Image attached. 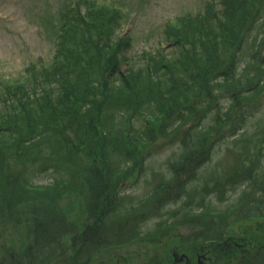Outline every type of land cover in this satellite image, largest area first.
<instances>
[{
    "label": "trees",
    "instance_id": "1",
    "mask_svg": "<svg viewBox=\"0 0 264 264\" xmlns=\"http://www.w3.org/2000/svg\"><path fill=\"white\" fill-rule=\"evenodd\" d=\"M202 3L200 10L183 11L167 22L164 45L143 49L132 60L126 53L129 34L116 31L132 20L139 3L41 2L47 8L42 29L54 46L51 58L29 62L21 76H0V230H25L24 244L5 246L0 264H105L120 248L169 236L161 212L175 198L178 213L194 204L179 219L178 225L193 226L189 234H178L176 249L196 254L205 248L218 259L238 251L234 243L241 242L227 237L228 227L263 215L255 217L245 207L264 194L256 145L239 152L232 173L188 188L211 160L213 136L229 112L257 98L264 86L257 60L264 61L257 51L264 43V35L259 38L264 0ZM243 47L251 48V60L241 74L237 53ZM224 98L230 99L225 106ZM209 116L212 122L201 128ZM181 129L183 148L168 163L171 177L139 200L121 195V182L144 175L154 145L180 136ZM40 173L51 181L33 184L30 179ZM236 182L250 189L240 193L242 211L205 203V197ZM155 218L165 233L142 232ZM198 242L206 246L199 248ZM144 264L161 263L152 257ZM234 264H264V242L237 254Z\"/></svg>",
    "mask_w": 264,
    "mask_h": 264
},
{
    "label": "rangeland",
    "instance_id": "2",
    "mask_svg": "<svg viewBox=\"0 0 264 264\" xmlns=\"http://www.w3.org/2000/svg\"><path fill=\"white\" fill-rule=\"evenodd\" d=\"M57 1L60 0H0V76H21L23 68L29 62L36 63L39 59L48 60L51 58L54 46L42 29L41 18L44 17L47 8L43 7L41 2L55 5ZM134 2L139 3V5L135 7L136 13L132 14V20L126 22L120 30L116 31V34L121 36L125 33L129 34L130 47L128 50L126 49V53L132 60L137 59L143 49H152L160 42L162 45L165 44L162 40V30L167 22L183 11L200 10L203 4V0H134ZM262 35L264 32L259 35V38ZM249 45L251 46L250 42L247 43V46ZM257 48L258 53L264 57V43ZM250 51V47L246 50L243 47L237 53L239 60L236 70L241 74L247 61L251 60L248 56ZM257 60L258 65L264 70V61L259 63L261 59L257 58ZM261 79L260 81L264 82V76ZM261 86L262 89L257 98L251 97L245 101L242 109L240 106H235L229 112L225 125L222 124V128L213 136L211 160L201 166L197 180L188 189H192L194 185H198L200 188L204 181L210 177L224 178L227 173H232L238 168L235 160L240 157L239 152L250 144L256 145V161H259L261 170L264 169V86ZM246 94L252 96V93ZM229 101V98H224L221 103L225 106ZM211 122L212 118L209 116L205 123L202 122L201 128H205V124L209 125ZM182 133L183 129L180 131V136L175 135L170 139L163 138L158 141L154 145V150L150 152L148 157H145L144 175L140 178L138 175H134L121 182L119 184L120 194L136 201L146 197L162 179H169L171 171L168 170V163L177 158L183 148L180 142L183 137ZM262 172L264 171L262 170ZM30 180L35 185H43L51 181V176L47 173H40ZM259 187L264 193V183ZM246 188V183L238 184V182L226 189L219 188L218 191L205 197V203L211 207L224 208L225 210L237 207V210L242 211L244 203L241 205L238 203L239 198L241 199L240 193L247 190ZM222 191H224L223 194H221ZM242 200L246 201L247 198ZM196 202L197 200L194 201V203ZM179 204L178 198H175V201L161 212L163 218H168L167 223L172 230L169 236H162L154 244H151L150 241L134 242L129 246L120 248L112 252V256L108 257L105 264H144L152 257L159 259L161 264L165 262L174 264L173 261L175 260L172 259L170 250L178 246V234H189L193 226L190 224L178 225V222L181 215L191 210L194 204L187 203L178 213ZM245 207H250L255 217L256 215H263L232 224L226 230L227 237L231 235L234 239L240 240L241 243L239 244L243 245L244 250L236 246L238 251L229 255L230 257L227 259H222L221 256L218 259L214 253H210L205 248L198 249L196 254L181 248L178 251L179 255L185 253L189 256L190 261L187 264H214L219 262L224 264L225 260L228 264H234L236 255H242L246 252L245 248L248 241H252L254 246L259 242H264V194L255 203L247 202ZM169 210L176 211L165 214ZM240 211L238 214L242 215ZM233 215L236 216L235 212ZM157 220L155 218L145 222L142 232L145 229L153 234L156 232L158 236L164 234L165 232L161 231L160 227L157 228ZM24 231L22 226H7L6 229H1L0 254H2L3 248L8 245H14L19 249L21 243L24 244ZM197 246L201 248L206 245L198 242ZM179 262L184 264L183 260Z\"/></svg>",
    "mask_w": 264,
    "mask_h": 264
},
{
    "label": "water",
    "instance_id": "3",
    "mask_svg": "<svg viewBox=\"0 0 264 264\" xmlns=\"http://www.w3.org/2000/svg\"><path fill=\"white\" fill-rule=\"evenodd\" d=\"M184 256L181 257V259L183 258Z\"/></svg>",
    "mask_w": 264,
    "mask_h": 264
}]
</instances>
